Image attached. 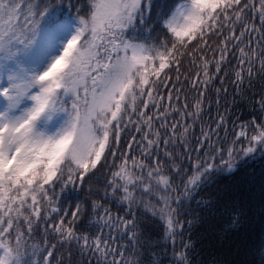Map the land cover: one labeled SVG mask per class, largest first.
<instances>
[{
  "label": "snow or ice",
  "instance_id": "1",
  "mask_svg": "<svg viewBox=\"0 0 264 264\" xmlns=\"http://www.w3.org/2000/svg\"><path fill=\"white\" fill-rule=\"evenodd\" d=\"M258 157L264 0H0V264H192Z\"/></svg>",
  "mask_w": 264,
  "mask_h": 264
},
{
  "label": "trees",
  "instance_id": "2",
  "mask_svg": "<svg viewBox=\"0 0 264 264\" xmlns=\"http://www.w3.org/2000/svg\"><path fill=\"white\" fill-rule=\"evenodd\" d=\"M235 67V65H233ZM229 106H232V86L229 83ZM258 87V84H257ZM192 95H195L193 93ZM192 96L189 97L191 102ZM233 108L235 115L247 117L250 107L236 98ZM215 107V105H213ZM223 109V103H222ZM215 114L214 112L212 113ZM207 120V116L204 117ZM251 173V175H250ZM264 160L257 158L246 172L231 177H221L212 187L202 191L197 197L211 198V210L200 209L201 220L191 229L185 224L184 239L189 234L195 243L190 250L192 264H258L264 250ZM67 206V205H65ZM196 208L195 202L192 204ZM239 223L232 225L233 217ZM161 230L157 229L153 239L159 240L155 251L166 252L161 264H169L171 246L161 239ZM180 239H177L179 245ZM150 257L145 254V261Z\"/></svg>",
  "mask_w": 264,
  "mask_h": 264
}]
</instances>
